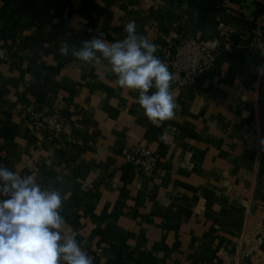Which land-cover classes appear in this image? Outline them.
Segmentation results:
<instances>
[{
  "label": "crops",
  "instance_id": "1",
  "mask_svg": "<svg viewBox=\"0 0 264 264\" xmlns=\"http://www.w3.org/2000/svg\"><path fill=\"white\" fill-rule=\"evenodd\" d=\"M133 20L158 57L181 32L217 52L158 125L106 61L59 52ZM0 53V166L66 197L94 264H264V0H0ZM54 111L59 132L28 122ZM137 146L153 176L122 157Z\"/></svg>",
  "mask_w": 264,
  "mask_h": 264
},
{
  "label": "clouds",
  "instance_id": "2",
  "mask_svg": "<svg viewBox=\"0 0 264 264\" xmlns=\"http://www.w3.org/2000/svg\"><path fill=\"white\" fill-rule=\"evenodd\" d=\"M124 31L125 38L116 42L107 41L103 32L71 49L61 41L59 52L85 65L106 61L122 89L138 92L137 103L150 123L172 119L178 108L174 75L155 55L158 45L137 33L134 20ZM64 199L60 191L42 188L32 175L0 166V264H94L77 242L78 233L64 230Z\"/></svg>",
  "mask_w": 264,
  "mask_h": 264
},
{
  "label": "built area",
  "instance_id": "3",
  "mask_svg": "<svg viewBox=\"0 0 264 264\" xmlns=\"http://www.w3.org/2000/svg\"><path fill=\"white\" fill-rule=\"evenodd\" d=\"M176 38L177 43L174 51L170 52L165 48L159 58L168 65L174 75L173 82L177 86L191 84L206 68L214 64L217 52L208 42L189 34L181 32L177 34ZM222 40L229 48L237 45L229 34H223ZM28 122L37 128L45 127L54 132L61 130V118L58 111L43 115L33 112ZM121 155L126 162L142 168L151 176L158 168V155L149 148L140 146L132 149L125 148ZM41 187L51 188L49 184H42ZM84 187L85 184H82V188ZM63 211L62 207L61 212Z\"/></svg>",
  "mask_w": 264,
  "mask_h": 264
}]
</instances>
